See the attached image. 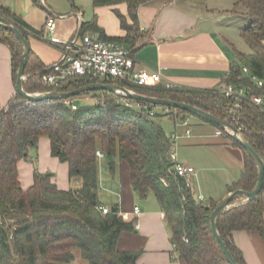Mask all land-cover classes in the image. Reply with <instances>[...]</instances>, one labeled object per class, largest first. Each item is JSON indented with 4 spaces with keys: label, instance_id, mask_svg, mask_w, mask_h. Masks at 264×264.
I'll use <instances>...</instances> for the list:
<instances>
[{
    "label": "trees",
    "instance_id": "obj_1",
    "mask_svg": "<svg viewBox=\"0 0 264 264\" xmlns=\"http://www.w3.org/2000/svg\"><path fill=\"white\" fill-rule=\"evenodd\" d=\"M92 1L94 7L127 4L131 23L116 10L126 32L124 36L106 37L95 21L83 23L82 29L93 27L101 31L103 39L128 44L133 54L144 35L138 7L149 0ZM237 1L246 8L244 15L250 21L242 31V38L251 51H237L225 81L250 86L255 94L264 98V84L255 87L243 72L247 68L264 81V0ZM0 16L20 24L18 29L28 39L25 29L28 26L21 18L10 15L2 7ZM0 40L11 49L16 81L23 47L11 31L2 27ZM35 69L46 67L30 50L25 75ZM99 82L184 102L222 118L241 129L244 138L264 160V103L257 106L247 99L228 97L221 89L168 87L162 83L142 86L87 76L47 86L40 76L33 75L24 80L23 87L28 93H63ZM90 94L103 100L78 105L77 109L68 103ZM128 102L146 103L100 90L69 99L42 101L25 100L16 92L6 108L0 105V264H69L75 260L76 250L88 264H137L140 252L117 248L121 234L134 229L133 222L124 220L118 211L102 214L100 209L96 156L99 148L110 161L118 159L128 165L132 188L140 198L154 194L172 230V241L180 259L186 264H229L211 229V214L218 204L199 200L185 178L175 173L170 158L172 141L167 138L157 115L151 116L135 105L129 106ZM170 109L179 115H192L179 108ZM42 136L50 140L52 155L68 164L70 188H59L53 173L37 169L32 186L23 188L18 163L27 158L31 149L37 148ZM235 143L245 152L246 166L230 189L251 191L257 183L258 168L246 149ZM216 223L236 262L246 264L232 233L255 230L264 238V185L253 200L223 210Z\"/></svg>",
    "mask_w": 264,
    "mask_h": 264
},
{
    "label": "crops",
    "instance_id": "obj_2",
    "mask_svg": "<svg viewBox=\"0 0 264 264\" xmlns=\"http://www.w3.org/2000/svg\"><path fill=\"white\" fill-rule=\"evenodd\" d=\"M88 4V0H64L59 6L54 0H0V7L8 10L10 15L21 18L28 28L41 34L45 32L48 12L56 15L57 26L50 37L60 40H69L77 34L101 38V31L109 38L125 35L116 10L131 23L126 3L94 7L91 0L90 13H87L84 8H88L89 12ZM245 10L244 5L237 0H149L141 4L138 7V18L144 35L133 53L135 69L159 72L162 77L160 83L164 85L223 88L230 65L237 58V51H251L242 38V31L250 24L244 15ZM92 21H95L101 31L94 30L93 27L85 31L82 29L83 23ZM28 39L34 58L46 68L60 58L61 47L29 33ZM238 39L248 48L245 46L242 49ZM121 44L129 47L128 44ZM42 70L44 69H35L25 76L39 77ZM244 75L249 78L247 73L244 72ZM15 84L11 49L0 40L2 107L6 108L15 97ZM98 98L95 97L93 103ZM75 104L79 105L77 102ZM164 108L171 107L163 106V113ZM164 116L174 122L173 130L170 133L165 132L167 138L176 131L179 134L176 148L182 147V157L179 158L177 154V162L192 168L191 187L197 198L207 203L213 201L219 204L224 201L232 192L230 186L244 172L246 156L242 147L225 132L217 135L216 131L221 128L201 118L196 123L192 121L190 129L192 126L203 128L205 123L214 125V136L217 140L205 141L208 137H204L203 133L193 135L192 129L190 134H186L182 119L187 115H179L177 119L171 114L164 113ZM190 116L192 119L196 117ZM199 149L207 152L203 154ZM104 158H107L105 154L102 158L98 157L100 207L108 206L111 210L117 208L124 220L132 221L134 225L133 230L121 234L117 248L140 252L137 264H186L180 259L178 251L173 250L172 230L154 194L150 193L145 199L140 198L132 188L128 165L117 159L113 169L108 159L112 168L108 172L101 161ZM35 169L42 173H53L59 188L68 189L72 185L68 164L52 155L50 140L45 136L39 139L37 148L31 149L27 158L18 163L24 189L32 186ZM216 171L218 172L215 175L211 174ZM204 176H207L206 182ZM244 202L245 197L238 196L234 204ZM135 207H139V213L134 211ZM232 238L242 252L246 264H264V238L257 231L235 230Z\"/></svg>",
    "mask_w": 264,
    "mask_h": 264
},
{
    "label": "built area",
    "instance_id": "obj_3",
    "mask_svg": "<svg viewBox=\"0 0 264 264\" xmlns=\"http://www.w3.org/2000/svg\"><path fill=\"white\" fill-rule=\"evenodd\" d=\"M65 17V16H61ZM57 16L48 12L46 19L45 32L43 34L25 27L29 34L36 35L52 45L61 47L62 53L60 58L49 65L41 72L40 75L43 84L47 86L56 85L58 83L71 80L76 77H91L101 80H123L135 85H153L161 82V74L156 71L148 69H135V58L131 52V49L119 42L110 39L93 38L89 35H75L69 40H60L55 37H50L57 26ZM12 21V20H11ZM14 22V21H12ZM16 24V22H14ZM20 25V24H16ZM243 71L247 73L250 81L255 87L260 88L263 86L264 81L254 74H251L247 68ZM166 86L172 87L167 84ZM131 90V89H129ZM134 91V90H131ZM221 91L228 97L235 99H247L257 106H262L264 98L262 95L254 93V90L250 86L225 84ZM102 98H98L100 100ZM103 100V99H102ZM72 104L73 109H77L78 106L73 101H68ZM129 106L135 105L148 112L151 116L156 115V106L148 103L138 102L136 104L127 103ZM164 113L173 115V118H179L178 113H173L170 108H164ZM192 116L187 115L182 119V124L185 126L186 134L191 133L190 124ZM178 126V123H176ZM239 129V128H238ZM231 132V130L227 129ZM241 132V129H239ZM223 130L216 131L217 135L223 134ZM242 133V132H241ZM179 134L174 132L169 135V139L172 141L170 158L173 162L175 173L183 176L187 182V185H192V168L186 167L177 162V142ZM96 155L99 158L104 157V153L98 149ZM102 214H108L111 208L108 206L100 207ZM136 213L140 212L139 207H135ZM139 226L137 225V228ZM176 245L173 243V250L176 252Z\"/></svg>",
    "mask_w": 264,
    "mask_h": 264
},
{
    "label": "water",
    "instance_id": "obj_4",
    "mask_svg": "<svg viewBox=\"0 0 264 264\" xmlns=\"http://www.w3.org/2000/svg\"><path fill=\"white\" fill-rule=\"evenodd\" d=\"M0 27L11 31L19 40L23 47V54L19 63L18 71H17V78H16V84L15 89L18 94H20L25 100L28 101H42V100H53V99H69L74 96H79L83 93L92 92V91H108V92H114L119 95L125 96L130 99L143 101L148 104L152 105H161L171 108H179L181 110H185L192 115L201 118L203 120H206L210 123L215 124L216 126L220 127L224 132H226L230 137H232L235 141H237L240 145H242L248 154L251 156V158L254 160L255 164L258 168V176H257V183L253 190L247 191L244 189H236L230 193V195L221 203H219L211 214V229L216 237L217 241L219 242L223 254L225 255L226 260L229 264H238L234 257L232 256L231 252L229 251L227 245L222 239V236L220 235L216 219L217 216L225 209H229L237 204H232V201L238 197V196H244L245 202H249L253 200L262 190L264 185V160L260 157V155L256 152V150L253 148V146L244 138L243 134L240 132V130L235 127L233 124L223 120L222 118H219L211 113H208L196 106H192L190 104L184 103V102H177L166 98H157L152 96L143 95L140 93H137L135 91H131L125 87L115 85V84H108V83H91L84 86H81L77 89L71 90L69 92H56V91H47V92H37V93H28L24 90L23 83L26 78L25 76V67L28 60V56L30 54L31 46L27 38L24 37V35L20 32L17 25L12 22L11 20H8L6 18H3L0 16ZM227 129L231 130L228 131ZM112 168L115 169V160H111ZM113 211H117V208H113Z\"/></svg>",
    "mask_w": 264,
    "mask_h": 264
},
{
    "label": "rangeland",
    "instance_id": "obj_5",
    "mask_svg": "<svg viewBox=\"0 0 264 264\" xmlns=\"http://www.w3.org/2000/svg\"><path fill=\"white\" fill-rule=\"evenodd\" d=\"M55 1V3L59 6V5H61L62 4V2L64 1V0H54ZM84 1H86V0H84ZM88 6H89V12H88V8H87V10H86V7L84 8V10H85V12L87 11V13H90V8H91V0H88ZM83 4H84V2H83ZM90 15V14H89ZM88 19H91V16H88L87 17ZM238 43H239V45H240V47L243 49L245 46V48H248L247 47V45H244L245 43L243 42V41H239V39H238ZM248 49H246V51H247ZM35 93H37V92H35ZM76 101H77V103L79 104V105H90V104H92L93 103V101H94V98L92 97V95L90 94V95H88L87 97H85V98H79V99H76ZM162 109H163V106H161V105H157L156 106V115H157V120L162 124V126H163V128H164V130H165V132L166 133H170L172 130H173V128H174V122H173V120L171 119V118H169V117H167V116H164V113L162 112ZM192 121L193 122H198V121H200V119L198 118V117H193V119H192ZM191 121V122H192ZM191 129H192V132H193V135L194 134H198V133H203V135H205L204 137H208V139L207 140H205V141H215V140H217L218 138H216L215 136H214V131H215V126L214 125H211V124H209V123H205V126L203 127V128H200L199 129V127H196V126H192L191 127ZM219 139H221V138H219ZM183 147H185V148H189V147H186V146H183ZM182 149V147H178L177 148V154L179 155V158L180 157H182V152L180 151ZM186 150V149H185ZM188 151V150H187ZM199 152H202L200 149H199ZM207 151H204V152H202L203 154L204 153H206ZM101 161H103L104 162V164H105V166H106V168H107V170H108V172H111V165H110V162H109V160L107 159V158H104V159H101ZM194 165H196L195 164V162L193 161L192 162ZM117 171H119V166L117 165ZM218 171H216V172H211V174L213 175H215L216 173H217ZM206 173V175L208 176V174H207V172H205ZM220 173V172H219ZM199 174V173H198ZM207 176H204V180H205V182L207 181ZM199 178H200V176H199ZM75 256H76V259H75V261L74 262H72V263H70V264H88L87 263V261H85L82 257H81V255H80V251L79 250H76L75 251Z\"/></svg>",
    "mask_w": 264,
    "mask_h": 264
}]
</instances>
